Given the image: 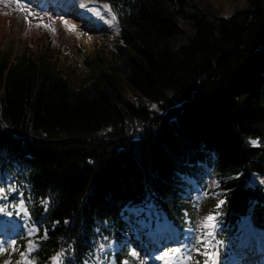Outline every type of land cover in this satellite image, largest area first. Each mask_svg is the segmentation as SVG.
Masks as SVG:
<instances>
[{
  "label": "trees",
  "instance_id": "trees-1",
  "mask_svg": "<svg viewBox=\"0 0 264 264\" xmlns=\"http://www.w3.org/2000/svg\"><path fill=\"white\" fill-rule=\"evenodd\" d=\"M98 1L121 25L123 77L74 88L47 59L0 61L2 219L20 200L35 264H142L128 245L111 251L128 211L194 229L202 202L185 176L203 192L210 169L226 189L214 209L226 262L242 217L264 231V187L250 182L264 176V0L228 16L191 0Z\"/></svg>",
  "mask_w": 264,
  "mask_h": 264
},
{
  "label": "rangeland",
  "instance_id": "rangeland-1",
  "mask_svg": "<svg viewBox=\"0 0 264 264\" xmlns=\"http://www.w3.org/2000/svg\"><path fill=\"white\" fill-rule=\"evenodd\" d=\"M3 1L6 5H12L11 0ZM92 1L102 3L97 0ZM20 2L22 1L20 0ZM72 2L74 5L82 4L85 8H89V5H87L90 3L89 0H73ZM191 3L213 9L221 15L228 16L236 6L242 5L244 0H191ZM102 4L104 5V3ZM26 6L17 8L16 12H21L22 15L29 18L33 25L31 31L33 34L28 37H22L23 35L20 37H7L0 44V61L6 59L8 63L14 64L23 57L34 58L37 61L47 59L48 62L56 66L74 88L91 86L96 76L103 71L116 73L121 77L125 75V67L118 49V45L122 43V40L120 37L121 25L117 18H115L117 23L115 26H103L97 29L94 33L95 41L87 44L81 37H74L72 40L65 38L59 30L55 17L49 15L54 12V15L57 14L64 19H69L70 16L67 17L66 13L57 11V8L52 5L46 7L48 10H39L35 5L32 6L29 3ZM15 7L18 6L15 5ZM69 20L77 22V19L72 18V15ZM180 24L186 32L190 33V26L186 21H181ZM90 26H93V24L88 27ZM10 29L12 33H16L12 23ZM38 30L41 33L39 36ZM89 34L91 32H88L87 35L89 36ZM251 142L258 145L257 140ZM205 176L207 178L206 187L202 193L197 195L202 203L199 208L197 225L194 229L180 230L172 221L153 216L143 207L131 210L126 216L127 221L133 223L129 230L132 231V235L136 237L143 235V245L149 246L148 249L138 250V241L132 243V245L130 244V251L142 264H203L208 259L204 253L206 251L211 252L216 247L215 232L217 230L222 231L227 226L223 225L221 220L218 222L216 219L215 228L206 229L204 223L207 216L219 214L214 212V209L221 205V201H224L223 197L226 189L222 186L223 178L220 175L207 169ZM185 180L192 182L191 185L185 188L191 192L192 188L197 185V182L194 181L195 177L188 175L185 176ZM250 181L254 185L264 187V176L252 175ZM17 197L20 199L19 195ZM5 204L9 205L10 209L13 208L11 200L6 199ZM16 205V215H9L5 220L2 218L6 208L0 207V234L12 231L14 228L18 231V239L5 247L0 246V264H35L34 259H30L28 256V252L35 249L32 239L35 229L31 224L30 216L23 209L21 201L19 200ZM218 219H220L219 215ZM17 231L13 232L17 233ZM207 231H213L214 235L208 237L206 235ZM258 234H263L261 236L263 246L260 244ZM126 235L121 245L129 243ZM158 239L163 240L161 244H158ZM18 240L24 241L25 248L20 249V244H17ZM201 240L208 241V246H202L200 244ZM227 245V251L230 253L234 251V253L227 263L221 262L220 264H264V231L257 232V230H254L250 219L246 216L235 224L234 230H230ZM112 249L115 250L113 247ZM262 250L263 252L260 253L262 255H257ZM165 253L169 255L165 257ZM161 257L165 258L161 259Z\"/></svg>",
  "mask_w": 264,
  "mask_h": 264
},
{
  "label": "bare ground",
  "instance_id": "bare-ground-1",
  "mask_svg": "<svg viewBox=\"0 0 264 264\" xmlns=\"http://www.w3.org/2000/svg\"><path fill=\"white\" fill-rule=\"evenodd\" d=\"M11 1L12 5H6L3 2L2 7H0V44L10 36L20 37L23 35L22 37H28L33 34L31 33L33 30V25L31 24L32 22H30L29 18L26 17V15H22L21 12H16V9L20 8L21 6L27 7L26 3L29 2H32L33 4L31 5L37 6V8L40 10H44L48 5H52L54 8H57V11H61V13L64 14L66 13L67 17H71L72 15V18L77 19V22H74L69 20L70 17L69 19H64L60 15L56 14L55 16V19L59 25V30L64 34L65 38H69L70 40H72L74 37H81L84 42L90 44L95 41L96 37L94 33L97 29H100L103 26L113 27L117 24L115 16L111 10L107 9L102 3L92 0H89L90 3L87 4L89 5V8H85L82 4L74 5L72 2L73 0H21L23 2H20V0ZM15 5L18 7H15ZM11 23L14 26L16 32L15 34L11 32ZM91 24H93V26L88 27ZM88 32H91L89 36L87 35ZM40 34L41 33L38 30V36ZM254 175L256 176V174Z\"/></svg>",
  "mask_w": 264,
  "mask_h": 264
},
{
  "label": "snow or ice",
  "instance_id": "snow-or-ice-1",
  "mask_svg": "<svg viewBox=\"0 0 264 264\" xmlns=\"http://www.w3.org/2000/svg\"><path fill=\"white\" fill-rule=\"evenodd\" d=\"M114 19V17H113ZM67 23V22H65ZM223 204V201H221V205ZM219 207V206H218ZM215 223H216V216L213 215H209L206 217L205 223H204V227L206 229H214L215 228ZM206 235L208 237H212L214 235L213 231H207ZM200 244L202 246L207 247L209 242L205 241V240H201ZM197 251H199V249H197ZM169 255L168 253H165V257ZM204 255H206L208 257V259L206 261L203 262V264H220V260H219V249L218 248H213L211 250V252H205ZM165 257H161V259H164ZM189 259H191V257H189Z\"/></svg>",
  "mask_w": 264,
  "mask_h": 264
}]
</instances>
